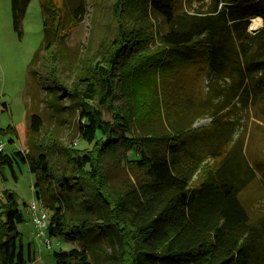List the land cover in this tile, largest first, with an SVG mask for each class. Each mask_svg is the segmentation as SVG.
Returning <instances> with one entry per match:
<instances>
[{"label": "trees", "instance_id": "1", "mask_svg": "<svg viewBox=\"0 0 264 264\" xmlns=\"http://www.w3.org/2000/svg\"><path fill=\"white\" fill-rule=\"evenodd\" d=\"M184 1L114 0V34L85 58L83 74L65 88L58 70L59 7L39 0L44 40L33 56L42 63L41 84L75 100L77 135L91 148L67 156L59 168L51 159V137L35 153L1 149L0 176L7 167L15 177L13 165L26 164L34 198L46 202L49 186L69 196L81 213L67 219L46 202L47 237L77 239L100 229L115 246L118 264H264V217L252 221L239 200L255 176L242 142L226 137L213 109L205 110L206 126L193 128L199 115L191 116L201 108L186 102L207 74L228 79L239 106L255 101L264 75V0H210L193 12ZM28 2L10 0L18 37ZM85 11L80 0L70 19L80 20ZM153 16L162 18L164 30L149 29ZM255 16L261 25L249 32ZM4 133H13L10 125L0 128ZM123 163L136 170L135 178L124 188L108 184V167ZM86 208H96L97 215L86 217ZM22 220L15 194L3 189L0 264H29L17 229ZM51 254L55 264H92L85 244Z\"/></svg>", "mask_w": 264, "mask_h": 264}, {"label": "rangeland", "instance_id": "2", "mask_svg": "<svg viewBox=\"0 0 264 264\" xmlns=\"http://www.w3.org/2000/svg\"><path fill=\"white\" fill-rule=\"evenodd\" d=\"M50 1L59 7L61 16V25L57 29V55L61 61L58 70L66 88L83 74L85 58H89L101 42L114 34L116 20L111 11L114 0H82L86 11L80 20L70 19L71 11L80 0ZM209 3L210 0H185L183 5L188 12H193L206 9ZM254 18L250 19L248 28L260 25V18L258 23L253 22ZM148 27L157 32L164 30L165 24L161 17L153 16ZM43 32L39 0H29L21 20L20 37L11 25L10 0H0V128L10 125L13 132L0 136V142L6 153L16 150L35 153L39 143L44 145L48 143L47 137H51V159L59 168V164L64 165L67 156H80L91 148V144L82 141L77 135L75 100L60 89L50 87V84H41L38 71L42 63L39 64L33 54L40 52ZM47 35L52 38L54 33L48 30ZM153 46V43L148 44L149 48ZM194 90L190 91L187 106L201 109L194 111L191 116L199 115L192 127L206 126L210 117L205 114V110L213 109L219 116V123L226 129V137L242 142L244 155L255 176L240 192L239 200L252 221L264 217V75L261 76V84H258L257 98L247 108L239 106L231 96L229 80L226 78L207 74ZM2 102L5 104L2 105ZM110 115V111L103 109L105 119L109 120ZM55 142L59 147L54 145ZM128 156L131 158L133 155L130 153ZM13 172L15 177L9 168H4V175L0 176V194L3 189H7L16 196L23 217L17 225L19 241L24 250H29V264H55L52 250H68L84 244L92 264H118L113 260L115 246H112L108 233L97 228L79 235L77 239L51 236L49 247L42 239L36 238L32 233L29 210V203L36 196L34 175L28 171L26 164L13 165ZM107 174L108 184L124 188L135 178L136 170L123 163L109 166ZM49 187L46 194L50 195L46 202L59 206L65 218L71 219L81 213L75 209L78 207L71 206L69 196L60 194L56 187ZM76 194L80 195L81 192ZM38 200L49 218L51 210L47 203ZM84 214L93 218L97 210L86 208Z\"/></svg>", "mask_w": 264, "mask_h": 264}, {"label": "built area", "instance_id": "3", "mask_svg": "<svg viewBox=\"0 0 264 264\" xmlns=\"http://www.w3.org/2000/svg\"><path fill=\"white\" fill-rule=\"evenodd\" d=\"M2 143L0 142V150ZM30 220L32 223V233L38 239H42L49 247V237L46 235V226L48 223V216L43 208H41L39 200L34 198L29 203Z\"/></svg>", "mask_w": 264, "mask_h": 264}, {"label": "crops", "instance_id": "4", "mask_svg": "<svg viewBox=\"0 0 264 264\" xmlns=\"http://www.w3.org/2000/svg\"><path fill=\"white\" fill-rule=\"evenodd\" d=\"M255 17H259V16H255ZM260 18V17H259ZM260 20H261V18H260ZM260 25H261V23H260ZM259 25V26H260ZM259 26H257L256 28H248V31L249 32H254Z\"/></svg>", "mask_w": 264, "mask_h": 264}, {"label": "bare ground", "instance_id": "5", "mask_svg": "<svg viewBox=\"0 0 264 264\" xmlns=\"http://www.w3.org/2000/svg\"><path fill=\"white\" fill-rule=\"evenodd\" d=\"M253 22H254V23H258V22H259V18H258V17L254 18V19H253Z\"/></svg>", "mask_w": 264, "mask_h": 264}]
</instances>
